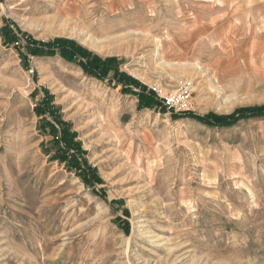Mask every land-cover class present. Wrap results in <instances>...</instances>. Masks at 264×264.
<instances>
[{"label": "rangeland", "instance_id": "rangeland-1", "mask_svg": "<svg viewBox=\"0 0 264 264\" xmlns=\"http://www.w3.org/2000/svg\"><path fill=\"white\" fill-rule=\"evenodd\" d=\"M56 38L114 57L159 106L27 48ZM262 46L264 0H0V264H264V118L188 115L263 105L245 62ZM44 119L100 183L53 157Z\"/></svg>", "mask_w": 264, "mask_h": 264}, {"label": "trees", "instance_id": "trees-1", "mask_svg": "<svg viewBox=\"0 0 264 264\" xmlns=\"http://www.w3.org/2000/svg\"><path fill=\"white\" fill-rule=\"evenodd\" d=\"M2 36L6 43H12L16 40L15 34L10 29L3 30ZM27 48L35 56H52L58 54L69 63L76 64L89 76L112 80V82L121 85L125 93L136 96L139 109H156L159 106V102L153 93L149 90L146 91L145 86L141 85L131 76L118 72V62L114 57L100 59L96 55H91L74 41L65 38H56L52 42L40 44V46H36L33 42H30ZM110 73H112L111 77L109 76ZM137 87H139V90L136 91L135 89ZM159 111L164 112V108L160 106ZM36 112L38 115L44 113L40 106L36 108ZM188 115L207 127H230L243 119L264 118V104L239 107L227 115H217L214 113H208L202 116L193 113H188ZM42 122L43 125L41 127L44 129L47 128L52 135V143L55 146L53 157L60 162L66 163L69 168H72L81 177L85 185L93 186V183H100V180L95 178L96 176H94L93 170L90 167H85V162L82 159L81 161L79 160V154L81 152L79 151L78 145L73 144L75 143L72 140L74 134L70 132V129L60 124V129L56 130L55 126L48 120L44 119ZM74 147L76 149V155L75 153H69V150H74Z\"/></svg>", "mask_w": 264, "mask_h": 264}, {"label": "bare ground", "instance_id": "bare-ground-1", "mask_svg": "<svg viewBox=\"0 0 264 264\" xmlns=\"http://www.w3.org/2000/svg\"><path fill=\"white\" fill-rule=\"evenodd\" d=\"M209 2H212V3H214V1H218V0H208ZM67 18V17H66ZM74 19V18H73ZM83 25V24H82ZM90 26V25H89ZM88 27V26H87ZM250 28V27H249ZM258 29V28H257ZM260 29V28H259ZM227 31H229L230 30V28H227L226 29ZM105 34V33H104ZM252 41H255V39L254 38H252ZM255 45V44H254ZM259 45V44H258ZM262 48H264L263 46H262ZM259 51V50H258ZM259 53V52H258ZM258 56V55H257ZM257 61L259 62V64L256 62V57L253 55V54H251V55H249L248 56V58L245 60V62L246 63H249L250 65H253V64H257L258 66H260L261 68H262V71L260 72V73H262V72H264V52H263V54H262V56H260L258 59H257ZM259 72V71H258ZM259 73V74H260ZM180 99V98H179ZM181 100V99H180Z\"/></svg>", "mask_w": 264, "mask_h": 264}]
</instances>
